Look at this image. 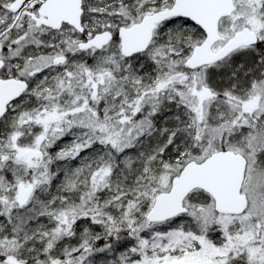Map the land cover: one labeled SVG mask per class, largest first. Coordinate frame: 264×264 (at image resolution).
<instances>
[{
  "label": "snow or ice",
  "instance_id": "6c2138e0",
  "mask_svg": "<svg viewBox=\"0 0 264 264\" xmlns=\"http://www.w3.org/2000/svg\"><path fill=\"white\" fill-rule=\"evenodd\" d=\"M0 264H264V0H0Z\"/></svg>",
  "mask_w": 264,
  "mask_h": 264
}]
</instances>
